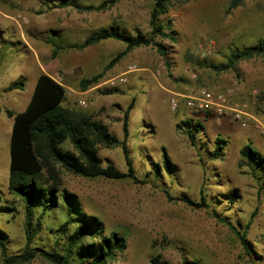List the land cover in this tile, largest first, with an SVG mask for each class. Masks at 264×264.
I'll list each match as a JSON object with an SVG mask.
<instances>
[{"label": "rangeland", "instance_id": "1", "mask_svg": "<svg viewBox=\"0 0 264 264\" xmlns=\"http://www.w3.org/2000/svg\"><path fill=\"white\" fill-rule=\"evenodd\" d=\"M72 1L97 7L105 0ZM59 2L0 0V239L5 247L0 246V264L4 254H20L27 242L23 203L8 187L13 119L7 113L24 110L42 73L61 77L67 88L64 107L100 121L118 142L99 149L102 166L111 164L126 172L121 143L127 147L137 182L60 175V190L75 195L81 209L101 221L104 235L115 232L125 238V250L110 264H152L153 259L181 264L183 258L200 264H264L261 170L242 166L239 154L249 144L264 157V136L252 123L242 128L227 116L186 109L179 97L193 95L201 87L233 89L234 101L247 102L250 113L264 125V57L241 61L226 72L213 69L226 63L230 53L264 39V0H243L230 11L231 0H171L160 22L170 25L174 41L154 38L167 52L168 66L154 46L139 47L86 90L80 88V81L102 72L124 45L109 39L81 51L63 48L52 58L49 42L62 47L79 44L110 27L147 38L153 2L119 1L100 11L58 8ZM206 40L215 42L209 53L203 50ZM123 75L122 83L118 77ZM20 80L22 90H7ZM176 96L181 105L173 112L170 100ZM130 103L124 137L123 114ZM183 120L203 126L194 145L183 128L178 129ZM217 139L225 143L215 157ZM164 153L168 168L163 166ZM182 198L196 204L204 199L208 206L197 208L177 200ZM63 213L58 207L43 217L31 247L61 255L58 227L65 219ZM219 218L245 235L246 249ZM78 261L72 254L70 264ZM28 264L50 263L38 255Z\"/></svg>", "mask_w": 264, "mask_h": 264}, {"label": "trees", "instance_id": "2", "mask_svg": "<svg viewBox=\"0 0 264 264\" xmlns=\"http://www.w3.org/2000/svg\"><path fill=\"white\" fill-rule=\"evenodd\" d=\"M58 8L70 6L77 10L107 9L119 1L105 0L97 7H83L72 0H59ZM153 7L150 12L149 26L150 36H131L117 28L110 27L98 33L88 36L83 42L66 47L49 42L52 46L51 57L56 58L63 48L84 50L105 40H116L124 45V49L115 55L102 72L93 75L89 79L81 80L79 86L82 90L99 84L105 71L113 67L126 57L132 50L139 47L154 46L157 53L165 59L167 52L163 46L154 41L159 37L162 40L174 41L170 31V25L160 22V17L168 12L171 0H151ZM243 0H231L228 10L241 6ZM169 23V22H168ZM258 57H264V39L259 40L253 47L242 51H234L226 59V63L219 67H213L216 72H226L234 69L241 61ZM23 82L16 81L8 86L7 90H22ZM66 89L55 82L49 75L40 74L35 82L31 97L23 111L8 116L13 119L9 137V177L8 187L10 192L20 199L24 206V232L26 245L22 252L9 256L4 254L3 264H28L36 256L40 255L50 264H70L72 254L79 258V264H110L117 254L126 248L124 237L115 232L104 235L101 221L94 215L84 212L75 195L61 191V178L63 172L70 173L85 179L103 178L113 181L132 180L137 182L128 150L124 142L121 143L127 171L122 172L113 165H101L98 157L100 148L115 147L118 142L109 133L106 125L94 120L91 116L80 111L64 107ZM133 105L130 103L123 114L122 131L127 137L128 116ZM209 115V114H206ZM183 128L190 143L194 145L196 134L203 130L199 122L183 120L178 129ZM225 141L217 139L215 157L220 155ZM67 144L68 148L62 145ZM240 164L247 166L252 171L261 170L258 173L260 187L264 189V157L249 144L240 149ZM163 166L168 168V160L163 154ZM233 201L234 195H229ZM188 205L200 208L207 207L205 200L200 204L193 203L185 198L177 199ZM64 209V221L59 225L62 253H48L30 244L41 228V221L45 215L56 208ZM38 212L34 219V215ZM229 230L237 236L246 249L244 234H240L228 221L220 219ZM0 246L4 250V244L0 239ZM39 252L41 254H39ZM152 264H164L157 259L151 260ZM181 264H200L196 259H182Z\"/></svg>", "mask_w": 264, "mask_h": 264}, {"label": "built area", "instance_id": "3", "mask_svg": "<svg viewBox=\"0 0 264 264\" xmlns=\"http://www.w3.org/2000/svg\"><path fill=\"white\" fill-rule=\"evenodd\" d=\"M215 46L214 40H206L203 45L205 53H209ZM189 74L188 72H186ZM190 78L195 76L189 74ZM124 76L118 77L120 82H125ZM55 82L61 84V77L56 75L51 77ZM116 79L109 80L108 83L113 85ZM252 92L251 95H254ZM235 91L233 89H226L223 91H214L204 87L199 88L193 95L179 96L182 98V106L186 109L198 113L209 114L214 117L227 116L237 122L242 128H247L248 123H252L254 128L264 136V125L254 118L249 111L247 102L237 103L234 101ZM180 99L176 97L170 100V109L175 112L180 108Z\"/></svg>", "mask_w": 264, "mask_h": 264}, {"label": "crops", "instance_id": "4", "mask_svg": "<svg viewBox=\"0 0 264 264\" xmlns=\"http://www.w3.org/2000/svg\"><path fill=\"white\" fill-rule=\"evenodd\" d=\"M131 68V67H130ZM130 70H132V69H130ZM129 72H132V71H128V73ZM123 76H125V75H123ZM62 85V84H61ZM62 86H64V85H62ZM65 87V86H64ZM65 89H67L66 87H65ZM175 94H177V95H180V93H175Z\"/></svg>", "mask_w": 264, "mask_h": 264}]
</instances>
